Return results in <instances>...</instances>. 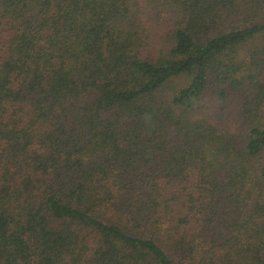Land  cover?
I'll return each mask as SVG.
<instances>
[{"label": "trees", "instance_id": "16d2710c", "mask_svg": "<svg viewBox=\"0 0 264 264\" xmlns=\"http://www.w3.org/2000/svg\"><path fill=\"white\" fill-rule=\"evenodd\" d=\"M263 41L264 0H0V264H264Z\"/></svg>", "mask_w": 264, "mask_h": 264}, {"label": "rangeland", "instance_id": "374dc122", "mask_svg": "<svg viewBox=\"0 0 264 264\" xmlns=\"http://www.w3.org/2000/svg\"><path fill=\"white\" fill-rule=\"evenodd\" d=\"M260 45H264V41H263L262 43H261V42L258 43V44L256 45V47L259 48ZM246 48H248V47H246ZM246 55H247V56L250 55V52H248V49L245 50V53H244L243 55H241V57H247Z\"/></svg>", "mask_w": 264, "mask_h": 264}]
</instances>
